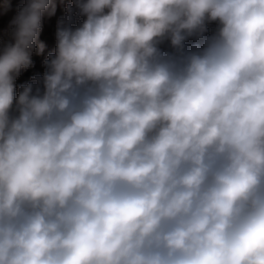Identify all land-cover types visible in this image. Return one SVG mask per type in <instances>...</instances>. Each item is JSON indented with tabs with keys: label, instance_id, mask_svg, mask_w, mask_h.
<instances>
[{
	"label": "clouds",
	"instance_id": "clouds-1",
	"mask_svg": "<svg viewBox=\"0 0 264 264\" xmlns=\"http://www.w3.org/2000/svg\"><path fill=\"white\" fill-rule=\"evenodd\" d=\"M56 11L0 40V264H264V0H69L18 83Z\"/></svg>",
	"mask_w": 264,
	"mask_h": 264
},
{
	"label": "rangeland",
	"instance_id": "rangeland-1",
	"mask_svg": "<svg viewBox=\"0 0 264 264\" xmlns=\"http://www.w3.org/2000/svg\"><path fill=\"white\" fill-rule=\"evenodd\" d=\"M23 0H0V40H7L9 32V21L13 18L18 8L21 6ZM69 0H56L57 11L56 15L51 18H45L43 31L40 35V40L46 45L43 55H33L35 67L22 71L18 83L28 81L31 76L42 73V61L47 54L54 50L55 47V28L58 18L64 15V7Z\"/></svg>",
	"mask_w": 264,
	"mask_h": 264
}]
</instances>
